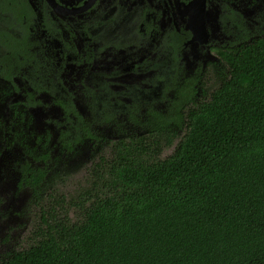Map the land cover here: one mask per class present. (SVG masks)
Instances as JSON below:
<instances>
[{
  "label": "flooded vegetation",
  "instance_id": "1",
  "mask_svg": "<svg viewBox=\"0 0 264 264\" xmlns=\"http://www.w3.org/2000/svg\"><path fill=\"white\" fill-rule=\"evenodd\" d=\"M263 38L264 0H0V216L20 186L38 222L57 195L41 189L47 164L84 141L102 148L87 176L119 140L175 130L176 145L230 76L226 56ZM25 115L34 145L17 131Z\"/></svg>",
  "mask_w": 264,
  "mask_h": 264
},
{
  "label": "trees",
  "instance_id": "2",
  "mask_svg": "<svg viewBox=\"0 0 264 264\" xmlns=\"http://www.w3.org/2000/svg\"><path fill=\"white\" fill-rule=\"evenodd\" d=\"M226 58L170 155L175 130L117 141L0 264H264V38Z\"/></svg>",
  "mask_w": 264,
  "mask_h": 264
},
{
  "label": "rangeland",
  "instance_id": "3",
  "mask_svg": "<svg viewBox=\"0 0 264 264\" xmlns=\"http://www.w3.org/2000/svg\"><path fill=\"white\" fill-rule=\"evenodd\" d=\"M215 86L208 88L211 92ZM28 118L27 115L21 120L16 118L14 121L19 123L17 131L26 144L34 145L36 136L39 135L36 129L32 130L31 135L28 138V125L26 127L25 120ZM7 121L3 106H0V127ZM99 136H106L112 138L117 136V132L112 125H104L99 128ZM41 136V134L39 135ZM4 134H0V150H2ZM29 139V141H28ZM93 141V140H92ZM88 142L84 141L83 144L73 148L71 152L61 151L56 155V161L53 162L51 159V165L48 166L49 175L46 183L43 184L41 189L44 193H53L59 195L63 193L65 198L68 199L70 196L75 195L80 184L85 180L87 175V169L92 164V161L97 159L99 152L102 149L99 147V142ZM174 146L165 149L163 157L170 155ZM12 173V171H8ZM13 176H10V178ZM9 178V179H10ZM11 186L17 183L16 180L11 178ZM22 188L18 186L14 196L10 194L13 203L10 204L9 209H5V213L0 216V260L5 258L11 252L28 246V239L31 235L32 230L35 228L37 223V211L38 209L33 204L32 190L28 189V196L24 200H19L21 195L20 191ZM72 216V213H70Z\"/></svg>",
  "mask_w": 264,
  "mask_h": 264
}]
</instances>
